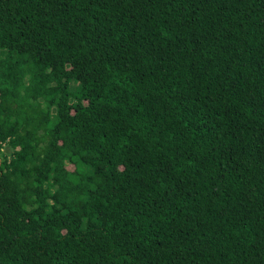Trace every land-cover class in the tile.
<instances>
[{
  "label": "trees",
  "instance_id": "trees-1",
  "mask_svg": "<svg viewBox=\"0 0 264 264\" xmlns=\"http://www.w3.org/2000/svg\"><path fill=\"white\" fill-rule=\"evenodd\" d=\"M0 264H264V0H0Z\"/></svg>",
  "mask_w": 264,
  "mask_h": 264
}]
</instances>
